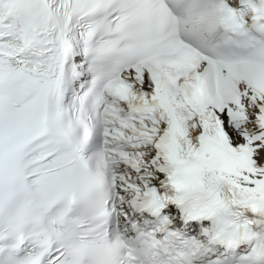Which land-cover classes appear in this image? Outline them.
<instances>
[{"label":"snow or ice","instance_id":"1","mask_svg":"<svg viewBox=\"0 0 264 264\" xmlns=\"http://www.w3.org/2000/svg\"><path fill=\"white\" fill-rule=\"evenodd\" d=\"M0 264H264V0H0Z\"/></svg>","mask_w":264,"mask_h":264}]
</instances>
